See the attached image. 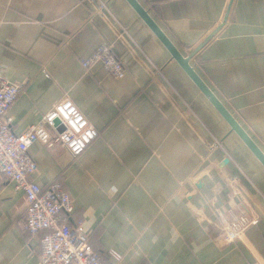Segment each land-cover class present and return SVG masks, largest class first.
I'll return each instance as SVG.
<instances>
[{
  "label": "crops",
  "instance_id": "1",
  "mask_svg": "<svg viewBox=\"0 0 264 264\" xmlns=\"http://www.w3.org/2000/svg\"><path fill=\"white\" fill-rule=\"evenodd\" d=\"M138 1L185 56L220 27L190 63L264 152V0ZM101 44L124 78L83 67ZM0 75L25 83L8 111L16 133L64 97L98 129L80 156L34 144L30 180L64 185L70 222L105 262L110 250L124 264L264 258V165L128 0H0ZM223 212L254 220L247 241L223 240ZM25 224L24 191L0 175V264H40L45 232Z\"/></svg>",
  "mask_w": 264,
  "mask_h": 264
},
{
  "label": "built area",
  "instance_id": "2",
  "mask_svg": "<svg viewBox=\"0 0 264 264\" xmlns=\"http://www.w3.org/2000/svg\"><path fill=\"white\" fill-rule=\"evenodd\" d=\"M98 63L118 79L127 74L126 65L115 55L111 44H101L82 59L86 69ZM24 86V82H13L0 75V175L15 181L17 188L25 193L27 233L39 237L45 232L40 238V264H124L122 254L115 250L109 252L113 261L105 262L91 246L88 233L81 225L70 222L74 201L61 182L43 189L30 180L38 171V164L30 153L34 144L40 142L53 147L59 143L73 156H80L99 137L98 129L70 98L64 97L38 123L16 133L8 111ZM219 217L224 241H247L246 231L254 221L247 213L228 218L223 212ZM255 264H264V258L256 254Z\"/></svg>",
  "mask_w": 264,
  "mask_h": 264
},
{
  "label": "water",
  "instance_id": "3",
  "mask_svg": "<svg viewBox=\"0 0 264 264\" xmlns=\"http://www.w3.org/2000/svg\"><path fill=\"white\" fill-rule=\"evenodd\" d=\"M128 1L134 7V9L140 14V16L145 20V22L149 25V27L153 30V32L158 36V38L163 42V44L168 48L173 58H175L178 61V63L183 67L186 73L192 78V80L206 95V97L210 100V102L216 107V109L220 112V114L230 124L231 128L242 138V140L246 143V145L251 149V151L264 165V152L262 151V149L258 146V144L254 141V139L248 134V132L243 128V126L238 122V120L233 116V114L228 110V108L222 103V101L218 98V96L212 91V89L208 86V84L196 72V70L190 63L192 57L207 44V42L218 32L220 27L216 28L213 32H211L193 50V52L190 55L185 56L181 53V51L170 39V37L163 31V29L155 21V19L150 15L148 10L138 0H128ZM229 11L230 8L228 9V13ZM226 161H229V159H227Z\"/></svg>",
  "mask_w": 264,
  "mask_h": 264
}]
</instances>
